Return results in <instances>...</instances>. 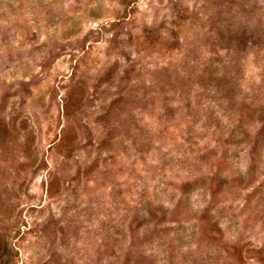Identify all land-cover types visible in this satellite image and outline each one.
<instances>
[{"label":"rangeland","instance_id":"obj_1","mask_svg":"<svg viewBox=\"0 0 264 264\" xmlns=\"http://www.w3.org/2000/svg\"><path fill=\"white\" fill-rule=\"evenodd\" d=\"M0 246L264 264V0H0Z\"/></svg>","mask_w":264,"mask_h":264},{"label":"trees","instance_id":"obj_2","mask_svg":"<svg viewBox=\"0 0 264 264\" xmlns=\"http://www.w3.org/2000/svg\"><path fill=\"white\" fill-rule=\"evenodd\" d=\"M6 252V249H4V248H2L1 246H0V264H6L7 262H8V260H5L4 258V253ZM10 256V255H9ZM12 257V255L9 257V260H10V258Z\"/></svg>","mask_w":264,"mask_h":264}]
</instances>
